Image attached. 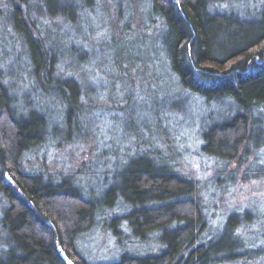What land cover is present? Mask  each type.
I'll use <instances>...</instances> for the list:
<instances>
[{"label": "trees", "instance_id": "obj_1", "mask_svg": "<svg viewBox=\"0 0 264 264\" xmlns=\"http://www.w3.org/2000/svg\"><path fill=\"white\" fill-rule=\"evenodd\" d=\"M3 1L7 12L1 6L0 27L11 22L17 31L26 27L37 41L28 48L36 72L51 77L55 55H49L31 14L34 5L49 0ZM142 1L163 24L161 42L181 86L206 103L232 105L221 119L203 122V151L217 164L241 165L248 152L264 146V0H242L241 8L232 0ZM56 2L74 10L82 4ZM71 85L77 88L68 78L57 86L67 103L69 126L82 113ZM49 116L17 108L0 70V264H66L63 251L76 264H264V248L255 254L241 232L249 228V214L231 212L213 233L199 187L147 153L132 157L101 195L84 191L71 175L35 170L26 155L53 132ZM255 173L264 177L263 169ZM116 221L125 239L130 235L144 242L156 235L158 250L135 254L126 244L118 257L91 262L81 238L97 225Z\"/></svg>", "mask_w": 264, "mask_h": 264}, {"label": "rangeland", "instance_id": "obj_2", "mask_svg": "<svg viewBox=\"0 0 264 264\" xmlns=\"http://www.w3.org/2000/svg\"><path fill=\"white\" fill-rule=\"evenodd\" d=\"M81 1L76 10L49 0L31 11L45 48L55 55L51 77L36 72L29 49L37 41L26 27L17 31L12 22L0 27L2 81L15 105L22 112L44 111L51 120L53 132L26 161L35 170L71 175L84 191L101 195L132 157L147 153L199 187L213 233L231 212L249 214V228L241 232L257 254L264 248V177L257 178L255 170H264V146L248 152L241 165L217 164L202 149L203 122L221 119L220 113L232 111V105L206 103L181 86L161 42L163 24L150 16L142 0ZM3 2L0 20L2 10L7 12ZM234 2L243 7L242 0ZM68 78L77 83L71 92H78L82 109L70 126L67 103L57 88ZM119 221L97 225L81 238L80 247L91 262L118 257L126 244L135 254L158 250L156 235L144 242L129 235L134 242H125Z\"/></svg>", "mask_w": 264, "mask_h": 264}, {"label": "water", "instance_id": "obj_3", "mask_svg": "<svg viewBox=\"0 0 264 264\" xmlns=\"http://www.w3.org/2000/svg\"><path fill=\"white\" fill-rule=\"evenodd\" d=\"M62 256H63L66 264H76L70 257H68L66 255V253L64 251L62 252Z\"/></svg>", "mask_w": 264, "mask_h": 264}]
</instances>
